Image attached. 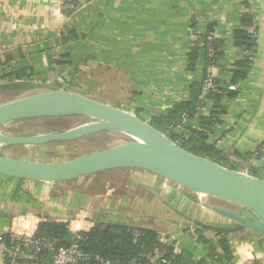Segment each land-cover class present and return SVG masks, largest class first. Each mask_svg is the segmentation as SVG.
Here are the masks:
<instances>
[{
    "label": "crops",
    "instance_id": "1",
    "mask_svg": "<svg viewBox=\"0 0 264 264\" xmlns=\"http://www.w3.org/2000/svg\"><path fill=\"white\" fill-rule=\"evenodd\" d=\"M67 1L0 0V90L15 91L7 86L13 80L83 88L74 82L75 77L89 75L85 95L91 97L88 93L96 91L97 82L101 92L117 89L125 101L102 102L148 122L191 100L192 86L202 82L206 61L201 50L191 67L190 54L209 31L224 41V54L214 73L217 84L234 87L235 64L247 53L235 46L233 35L241 27L240 14L253 11L257 46L249 73L238 84V97L221 100L224 113L218 123L206 126V131L209 142L220 150L231 157L237 152L242 155L234 158L243 163V172L253 175L249 170L257 169L264 173V0H87L84 7L69 14L63 10ZM66 28L74 29L80 37L61 41ZM70 60L66 66L59 63ZM65 69L74 75L71 81L62 80ZM22 70L33 71V76L15 78ZM40 78L43 80L38 81ZM219 106L209 100L188 119L184 130L204 128L202 119L209 118L213 110L219 111ZM110 171L116 172L113 174L120 181L108 191L113 195L107 196L94 195L77 184L83 177L41 182L0 174V264H27L36 258L30 249L10 255L3 241L14 217L21 214L44 215L48 220L72 223L74 229L82 231H88L96 220L131 227L149 225L158 230L166 245L178 246L195 262L220 264L210 258L209 246L199 241V236L204 234L216 245L222 235L217 229L199 227L194 220L232 227V221L205 207L201 199L234 208L232 204L191 193L140 169H114L89 176ZM228 235L232 264H264V234L241 228Z\"/></svg>",
    "mask_w": 264,
    "mask_h": 264
},
{
    "label": "water",
    "instance_id": "2",
    "mask_svg": "<svg viewBox=\"0 0 264 264\" xmlns=\"http://www.w3.org/2000/svg\"><path fill=\"white\" fill-rule=\"evenodd\" d=\"M10 89L41 90L0 103V145H45L106 132L129 140L63 161H39L0 153V174L41 182H63L114 169H140L178 184L191 193L232 204L205 207L243 229L264 234V178L225 167L194 154L157 130L151 122L121 107L83 93L45 84L17 82ZM57 116H83L87 122L63 131L10 135L1 128L10 122ZM199 227L219 229L194 220Z\"/></svg>",
    "mask_w": 264,
    "mask_h": 264
},
{
    "label": "trees",
    "instance_id": "3",
    "mask_svg": "<svg viewBox=\"0 0 264 264\" xmlns=\"http://www.w3.org/2000/svg\"><path fill=\"white\" fill-rule=\"evenodd\" d=\"M248 6V5H247ZM69 14V12H67ZM241 27L236 29L233 35V41L236 47L243 49L247 56L243 60L237 61L235 69L233 71L232 84L234 87L222 88L216 86L208 94V99L215 102V106H219L220 102L224 98L233 99L239 96L240 89L238 88L239 82L244 80L248 73L251 65V58L255 53L257 46V26L255 21V14L249 9L240 14ZM208 34V33H207ZM207 34L202 37L201 43L197 45L194 51L190 54L191 67L196 65V62L201 53V47L208 46ZM80 35L74 30L66 28L61 32V41L67 43L78 39ZM201 45V46H200ZM210 46L213 48V55L209 58L204 53V59L206 66L209 61L218 63L220 58L224 54V41L214 39L210 42ZM72 60L65 62H59L61 65H68ZM15 78L22 79L25 76L32 77L33 71L26 72V70L15 73ZM17 82L37 83L32 80L24 81H9V85H13ZM201 83H194L192 86V97L191 100L175 105L168 114L166 115H155L151 124L159 131L165 133L170 137L171 140L178 143L188 151L209 158L214 162H217L225 167L231 168L237 171L245 170L243 163L237 161L234 157H241L240 153H233V157L224 151L220 150L216 144L209 142V134L206 131V126L214 125L220 121V115L224 113V110L220 107L219 111H214L209 118H203L202 122L205 126L201 129H192L190 136H185L184 133L178 132L175 128L181 124L183 114H187L189 118H192L197 113L199 107L204 103L199 100V94L201 91ZM14 90L24 91L22 88H16ZM106 132L98 133L103 134ZM108 134V133H107ZM79 140V139H77ZM249 173L255 176H264V173H260L257 169L249 170ZM139 234L135 235L133 227L124 224H113L105 223L100 220H96L93 226L88 231H80L81 238L78 240L81 250L83 252L99 256L104 259H112L119 261L121 264H129L130 261L135 259H141L143 261L149 259L150 255L158 260L165 259L170 264H206L205 260L195 262L191 254L187 252L177 253L173 246L166 245L158 230L149 225H143L137 227ZM241 229V226L234 225L227 228L217 229L221 238L215 243L208 239L204 234L199 236V241H203L209 246V256L215 262L220 264H232L234 259L232 246L229 240V232ZM35 236L47 243H52L56 247L70 245L74 241V234L69 230L68 223L58 222L55 220H48L40 223ZM3 241L6 247L12 246V240L9 235L3 237ZM26 250V249H24ZM35 255V254H34ZM157 255H160L159 258ZM35 260L40 261L44 264H51L53 253L48 249H43L36 253ZM12 259H10L11 263ZM17 264L18 261H17ZM91 264H96L95 262Z\"/></svg>",
    "mask_w": 264,
    "mask_h": 264
},
{
    "label": "rangeland",
    "instance_id": "4",
    "mask_svg": "<svg viewBox=\"0 0 264 264\" xmlns=\"http://www.w3.org/2000/svg\"><path fill=\"white\" fill-rule=\"evenodd\" d=\"M70 58H67L69 60ZM62 80L71 81L72 73L69 72L68 69H65L62 71ZM89 76V75H88ZM85 75L82 79L79 77L74 82H79L82 84L83 88L81 87H71L67 84H62L63 88L69 89L71 91L76 92H88V86H89V79ZM97 79H93L94 81ZM43 79L40 78L38 81H42ZM96 82V81H95ZM97 84L100 85L99 82ZM99 85L96 86V91H92L90 96L92 98L116 103V102H123L125 101V95L122 96V94H119V90L117 89H110V91L106 92L99 90ZM95 88V87H94ZM41 90H27V91H10V90H0V103L11 101L26 95H31L34 93H37ZM85 94V93H84ZM88 118L83 116H57V117H41V118H32V119H25V120H18L10 122L9 124L3 126L1 128V131L10 135H33V134H43V133H52V132H58L63 131L68 128L77 126L79 124H82L84 122H87ZM191 132V131H188ZM116 135L115 138L111 137L110 134L103 133V134H95L87 137H83L79 140H73V141H65V142H52L45 145H0V153L13 156V157H19V158H25V159H32V160H39V161H63L68 160L70 158L77 157L79 155L89 153L92 151L100 150L103 148H106L110 145H113L115 143L121 142L122 140H129L130 137L122 135V134H114ZM187 136H189L187 134ZM116 172L110 171L106 173H100L97 176H86V179L81 178L82 180L79 181L80 185H84L83 187L87 188V190L94 193V195L97 194H104L107 196V194L113 195V193L108 192L112 188L116 187L114 183L119 182L120 177L116 174H113ZM89 177V178H88ZM93 177V178H91ZM107 179H110L113 181V184H111ZM83 181V182H82ZM71 183L68 185L70 186ZM78 185V187L80 186ZM119 186V185H118ZM120 192L119 190L116 192ZM120 194V193H118ZM208 199V198H206ZM211 200V198H209Z\"/></svg>",
    "mask_w": 264,
    "mask_h": 264
},
{
    "label": "built area",
    "instance_id": "5",
    "mask_svg": "<svg viewBox=\"0 0 264 264\" xmlns=\"http://www.w3.org/2000/svg\"><path fill=\"white\" fill-rule=\"evenodd\" d=\"M87 4V0H69L64 3L63 10L67 13H73L78 11ZM215 39L214 31H209L207 34L208 46L203 47L202 51L207 53L206 55L210 58L213 55V48L210 46V42ZM204 57V56H203ZM218 66L216 63L209 61L205 69V75L202 79L201 91L199 94V100L205 104L209 101L208 94L216 86L215 70ZM203 104V105H205ZM189 117L187 114H183L182 122L175 129L184 131L185 136L187 134L190 136L191 132L185 131L184 128ZM48 221V218L44 215H34V214H21L14 217L11 229L9 231V236L12 240V246L9 247V254L16 255L21 249H30L36 255L39 251L43 249H48L53 253L51 264H91L95 262L96 264H121L119 261L112 259H104L99 256L89 255L83 250H81L78 240L81 238L80 229H74L72 223L68 224L69 230L74 234V241L67 246L56 247L52 243H47L42 239L35 236L36 231L40 223ZM133 232L135 235L139 234V229L133 227ZM176 252L180 253V248L175 247ZM159 258V257H158ZM12 264H17L12 261ZM27 264H44L40 261H31ZM129 264H170L169 261L165 259L158 260L154 255H150L149 259L143 261L141 259H135L129 262ZM236 264H252L250 261L236 263Z\"/></svg>",
    "mask_w": 264,
    "mask_h": 264
}]
</instances>
